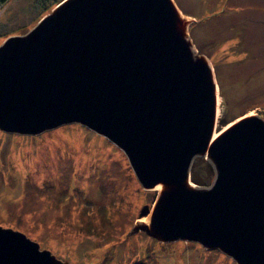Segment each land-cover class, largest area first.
Segmentation results:
<instances>
[{
  "label": "water",
  "instance_id": "95a60500",
  "mask_svg": "<svg viewBox=\"0 0 264 264\" xmlns=\"http://www.w3.org/2000/svg\"><path fill=\"white\" fill-rule=\"evenodd\" d=\"M193 22L173 0H64L0 46V130L88 127L144 189L160 187L149 236L264 264V120L242 117L214 138L218 85L189 41ZM196 157L215 170L208 188L191 181ZM0 264L63 263L0 226Z\"/></svg>",
  "mask_w": 264,
  "mask_h": 264
},
{
  "label": "rangeland",
  "instance_id": "374dc122",
  "mask_svg": "<svg viewBox=\"0 0 264 264\" xmlns=\"http://www.w3.org/2000/svg\"><path fill=\"white\" fill-rule=\"evenodd\" d=\"M63 1L9 0L0 7V46L29 33ZM173 1L194 21L193 51L215 72V135L242 117L264 120V0ZM193 163L203 184L192 183L210 187L216 176L210 161ZM159 193L141 186L122 150L81 124L41 134L0 130V226L63 264H237L218 249L163 243L144 232Z\"/></svg>",
  "mask_w": 264,
  "mask_h": 264
},
{
  "label": "trees",
  "instance_id": "16d2710c",
  "mask_svg": "<svg viewBox=\"0 0 264 264\" xmlns=\"http://www.w3.org/2000/svg\"><path fill=\"white\" fill-rule=\"evenodd\" d=\"M9 0H0V7L4 6L5 4H7ZM222 122V125H228L229 123H231V121H221ZM194 167H195V164L193 163V166H192V170H191V179H192V182L195 183V184H198V185H202L203 183L197 179V177L195 176V173H194ZM212 169V167H211Z\"/></svg>",
  "mask_w": 264,
  "mask_h": 264
},
{
  "label": "bare ground",
  "instance_id": "6f19581e",
  "mask_svg": "<svg viewBox=\"0 0 264 264\" xmlns=\"http://www.w3.org/2000/svg\"><path fill=\"white\" fill-rule=\"evenodd\" d=\"M215 132H216V131H215ZM214 134H215V133H214ZM216 136H217V135H214V138H215ZM214 138H213V139H214ZM159 188H160V187L158 186L157 189H159Z\"/></svg>",
  "mask_w": 264,
  "mask_h": 264
}]
</instances>
